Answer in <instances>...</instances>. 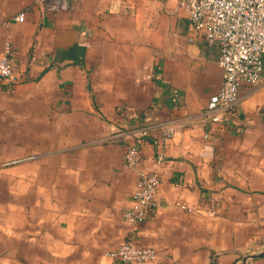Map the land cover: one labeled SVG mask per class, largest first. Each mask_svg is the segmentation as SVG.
Segmentation results:
<instances>
[{
    "label": "crops",
    "instance_id": "1",
    "mask_svg": "<svg viewBox=\"0 0 264 264\" xmlns=\"http://www.w3.org/2000/svg\"><path fill=\"white\" fill-rule=\"evenodd\" d=\"M7 45L0 183L20 164L21 204L0 191V264H119L105 254L129 240L157 251L147 264H241L264 248V78L208 121L220 50L177 0H0V54ZM143 128L158 209L131 227L138 171L124 154Z\"/></svg>",
    "mask_w": 264,
    "mask_h": 264
},
{
    "label": "built area",
    "instance_id": "2",
    "mask_svg": "<svg viewBox=\"0 0 264 264\" xmlns=\"http://www.w3.org/2000/svg\"><path fill=\"white\" fill-rule=\"evenodd\" d=\"M71 0H53L57 9H68ZM187 12L193 30L202 35L210 45L219 47V66L222 70L221 90L213 95L205 112L206 119L220 123L223 116L232 111L240 100L242 84L257 86L264 78V0H177ZM19 14L17 21L23 22ZM13 78L10 45L0 54V79ZM151 135L141 129L132 134L133 141L127 147L124 160L128 168L138 171V183L132 192V204L124 219L131 226L146 221L158 209V191L161 178L156 172L146 171L143 164V141ZM173 136L167 130L165 138ZM156 163L165 161L155 142ZM106 257L119 264H147L157 259L154 248L139 247L132 240L110 250Z\"/></svg>",
    "mask_w": 264,
    "mask_h": 264
},
{
    "label": "trees",
    "instance_id": "3",
    "mask_svg": "<svg viewBox=\"0 0 264 264\" xmlns=\"http://www.w3.org/2000/svg\"><path fill=\"white\" fill-rule=\"evenodd\" d=\"M12 169V173L15 178L12 181H6L5 183H0V191L6 187V199L13 205L20 206L21 204V180H20V164L9 166ZM17 177V179H16ZM5 185V186H4ZM4 196L1 197L2 201ZM19 216V214H17ZM19 219V217H18Z\"/></svg>",
    "mask_w": 264,
    "mask_h": 264
},
{
    "label": "rangeland",
    "instance_id": "4",
    "mask_svg": "<svg viewBox=\"0 0 264 264\" xmlns=\"http://www.w3.org/2000/svg\"><path fill=\"white\" fill-rule=\"evenodd\" d=\"M12 154H13L14 157L17 155L16 152H12ZM18 156H19V155H18ZM2 191H4V189H3ZM263 250H264V248H261L260 250H259V249H256V250L244 249V250L242 251L241 258L243 259V257L257 254V253H259V252H261V251H263ZM32 252H33V251H32L30 248H29V249L26 248V250H25V253H26V255L28 256V258H30V257L33 256V253H32ZM46 258H47V256H45L43 259H46ZM43 261L45 262L46 260H43ZM240 263H242V261H240ZM77 264H79V263H77ZM82 264H84V263L82 262ZM99 264H100V263H99ZM104 264H105V263H104Z\"/></svg>",
    "mask_w": 264,
    "mask_h": 264
},
{
    "label": "water",
    "instance_id": "5",
    "mask_svg": "<svg viewBox=\"0 0 264 264\" xmlns=\"http://www.w3.org/2000/svg\"><path fill=\"white\" fill-rule=\"evenodd\" d=\"M263 256H264V250L257 254L244 257L241 264H247L250 260H256Z\"/></svg>",
    "mask_w": 264,
    "mask_h": 264
}]
</instances>
